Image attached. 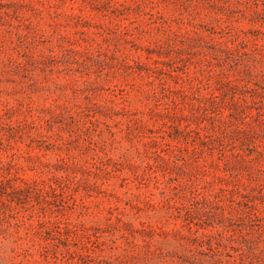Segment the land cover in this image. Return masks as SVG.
<instances>
[{
  "label": "rangeland",
  "instance_id": "obj_1",
  "mask_svg": "<svg viewBox=\"0 0 264 264\" xmlns=\"http://www.w3.org/2000/svg\"><path fill=\"white\" fill-rule=\"evenodd\" d=\"M0 264H264V0H0Z\"/></svg>",
  "mask_w": 264,
  "mask_h": 264
}]
</instances>
